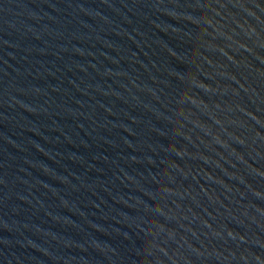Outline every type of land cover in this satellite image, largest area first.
Masks as SVG:
<instances>
[{"label":"water","instance_id":"water-1","mask_svg":"<svg viewBox=\"0 0 264 264\" xmlns=\"http://www.w3.org/2000/svg\"><path fill=\"white\" fill-rule=\"evenodd\" d=\"M0 264H264V0H0Z\"/></svg>","mask_w":264,"mask_h":264}]
</instances>
